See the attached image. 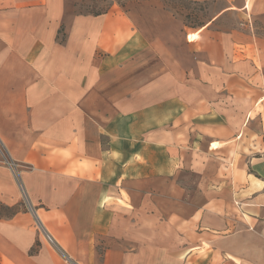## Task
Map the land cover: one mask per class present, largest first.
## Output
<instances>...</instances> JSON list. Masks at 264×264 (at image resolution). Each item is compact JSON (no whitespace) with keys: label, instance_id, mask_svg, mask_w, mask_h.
I'll return each instance as SVG.
<instances>
[{"label":"crops","instance_id":"crops-1","mask_svg":"<svg viewBox=\"0 0 264 264\" xmlns=\"http://www.w3.org/2000/svg\"><path fill=\"white\" fill-rule=\"evenodd\" d=\"M79 1L0 0V204L32 208L0 217V264H264V134L249 129L264 0H212L196 27L162 0L96 14ZM136 69L163 88L147 81L146 105L123 106L104 78ZM150 109L155 129L135 137L129 114ZM183 169L197 176L189 202L171 182Z\"/></svg>","mask_w":264,"mask_h":264},{"label":"rangeland","instance_id":"rangeland-1","mask_svg":"<svg viewBox=\"0 0 264 264\" xmlns=\"http://www.w3.org/2000/svg\"><path fill=\"white\" fill-rule=\"evenodd\" d=\"M132 1H138V0H80L77 3L75 11L79 13L96 14L104 10H108L112 5H117L119 9L122 7L125 8L127 4ZM162 1L166 5V7H168L174 13V15H177L178 17H182L185 24L190 27H196L198 25L205 24L206 21H208L214 15V13L218 11L219 9V6L217 7V5L215 4L216 2L212 0L205 1L202 3H198V4H191L185 0H162ZM238 20L239 18L237 16L229 15L225 19L224 23L225 24L226 23L227 24L238 23L239 22ZM256 28L257 29L255 30L256 31L255 33L264 35V26H258ZM160 65L161 66L165 65V63L162 61L160 62ZM134 71H135L134 76H131L133 75L132 73L131 75H129V73L125 74V73H122L121 71H119L117 74H114L113 72H109L108 75L104 78L105 85H107L104 87H109L112 89L118 88L119 94H120L119 96L120 100L122 99L124 101L123 106L134 105V107L136 108L143 104L146 105V103L143 102L144 100L142 101V96L139 95V91L144 87L147 81L148 82L150 81V83H153L155 81L154 87L156 86V89L159 86L163 88V84L161 82L162 79L157 81L153 78H150V79L147 78V80H145L141 77V73L140 74L136 73L138 71L137 69ZM161 71H162V68H161ZM166 72L167 71H165V73ZM187 81L188 80L186 79V76L183 75L182 81H181L183 87L189 85ZM169 86L170 85H167L166 87H169ZM132 87H133L132 90H134V93L133 94L129 93V95H127L126 90ZM199 87H200L199 88L200 92L205 93L207 91L206 87L204 86H199ZM156 98H158V95L153 93L151 95V104L156 100ZM257 98H258L257 96H254L253 101H255ZM106 113L109 114V112H106ZM133 113H134V124H135V137L146 138L147 134H149V132H146V131L151 129L149 128L148 123L152 122V119H153V118H150L151 109L147 112L148 117H145V118L142 115L144 114V111L142 112L141 115L139 114L141 113L139 111H133L129 115H132ZM124 117L126 116L120 115V114L118 115V120H120L119 123L123 122ZM254 118L255 120L253 121V124L249 126V129L255 133L262 132V134H264L263 133L264 132V102L258 106L256 115L254 116ZM171 122H172L171 124L169 123V125L166 128L163 127V129H166V131L175 130L176 127H172V129L170 127L172 124H175V125L178 124V122L176 123L175 120L174 121L171 120ZM190 124H191V120L185 121L182 125H179V128H178L179 130L177 131L180 133V136L178 139L183 141V143H179V145H182L183 147H185L186 148L185 152H188V153H189L188 149L191 146L192 139L195 140V136H196V133L193 132L192 130L195 128V126H191ZM87 129L89 130L88 132H90V127H88ZM154 129L155 128H152L151 130H154ZM100 130L101 129L97 127L92 128L94 136H97ZM169 134L171 138L173 139L175 134L173 133H169ZM106 139H107L106 137L103 139L104 145H106V142H105ZM171 179L173 180L171 181L172 184L174 183L173 187L178 186L179 188H182V201L189 202L191 200L192 194L195 193L196 182H197L196 174L192 173L190 169H187V170L183 169V171H181L178 175L171 176ZM24 202L25 203H23L22 206H18L12 209L5 208L3 205L0 204V217H8L12 215L16 210L32 209L29 207L28 203H26L27 200L25 198H24Z\"/></svg>","mask_w":264,"mask_h":264},{"label":"built area","instance_id":"built-area-1","mask_svg":"<svg viewBox=\"0 0 264 264\" xmlns=\"http://www.w3.org/2000/svg\"><path fill=\"white\" fill-rule=\"evenodd\" d=\"M48 240L51 242V239L48 237Z\"/></svg>","mask_w":264,"mask_h":264}]
</instances>
